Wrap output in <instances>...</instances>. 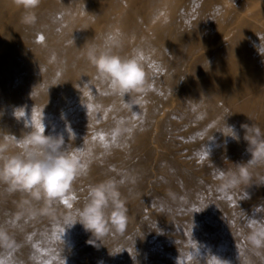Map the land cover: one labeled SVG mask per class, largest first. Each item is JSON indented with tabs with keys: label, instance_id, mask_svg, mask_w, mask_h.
<instances>
[{
	"label": "rangeland",
	"instance_id": "1",
	"mask_svg": "<svg viewBox=\"0 0 264 264\" xmlns=\"http://www.w3.org/2000/svg\"><path fill=\"white\" fill-rule=\"evenodd\" d=\"M91 47L137 56L146 93L113 92ZM42 122L82 172L67 204L0 183V264H264V164L221 178L251 159L241 126L264 130V0H0V144ZM109 178L129 220L95 241L65 217Z\"/></svg>",
	"mask_w": 264,
	"mask_h": 264
},
{
	"label": "clouds",
	"instance_id": "2",
	"mask_svg": "<svg viewBox=\"0 0 264 264\" xmlns=\"http://www.w3.org/2000/svg\"><path fill=\"white\" fill-rule=\"evenodd\" d=\"M39 2L17 0L25 10L36 8ZM26 22L34 23L35 16L26 17ZM87 57L95 68L97 78L107 82L113 92L146 93V75L137 56L122 57L108 47L101 51L91 47ZM241 127L251 159L247 163L237 164L229 177H221L226 181V188L247 183L252 178L251 167L264 164V130L254 125ZM219 131L235 140L240 139L235 127L226 125L225 121L223 130ZM208 140L214 138L211 136ZM12 143H16L14 136L0 144V183L7 185L10 192L27 193L37 201H47L50 205L58 201L67 204L69 197L65 193L81 174L82 165L75 153L65 150L63 136L46 135L42 122L36 124L21 142L22 151L10 153L9 145ZM121 184L112 178L93 184L82 207L65 217L66 223L69 226L81 224L95 241L114 232L123 233L129 218L126 200L120 191ZM10 240L7 230L0 227V244L11 246ZM251 240L257 246L264 243L256 236H252Z\"/></svg>",
	"mask_w": 264,
	"mask_h": 264
}]
</instances>
